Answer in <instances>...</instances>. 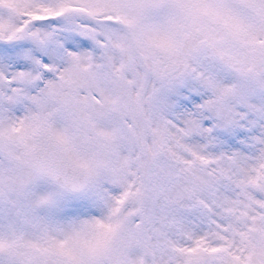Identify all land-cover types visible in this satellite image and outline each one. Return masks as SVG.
<instances>
[{
  "label": "snow or ice",
  "instance_id": "snow-or-ice-1",
  "mask_svg": "<svg viewBox=\"0 0 264 264\" xmlns=\"http://www.w3.org/2000/svg\"><path fill=\"white\" fill-rule=\"evenodd\" d=\"M0 264H264V0H0Z\"/></svg>",
  "mask_w": 264,
  "mask_h": 264
}]
</instances>
